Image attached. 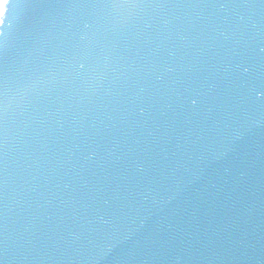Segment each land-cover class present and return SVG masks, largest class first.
I'll return each instance as SVG.
<instances>
[{
    "label": "water",
    "instance_id": "water-1",
    "mask_svg": "<svg viewBox=\"0 0 264 264\" xmlns=\"http://www.w3.org/2000/svg\"><path fill=\"white\" fill-rule=\"evenodd\" d=\"M24 2L0 17V264H264V2Z\"/></svg>",
    "mask_w": 264,
    "mask_h": 264
},
{
    "label": "snow or ice",
    "instance_id": "snow-or-ice-1",
    "mask_svg": "<svg viewBox=\"0 0 264 264\" xmlns=\"http://www.w3.org/2000/svg\"><path fill=\"white\" fill-rule=\"evenodd\" d=\"M262 2H264V0H262ZM10 0H3V3L0 4V9L3 10V16L4 18H7L8 16V6H9ZM22 6L27 8L28 7V3L27 0L26 2L22 3ZM69 6H74V7H107L109 5H107L106 3H102L100 2V0H84L83 3L80 4H73V5H68L66 4L64 7H69ZM250 6V5H249ZM88 25L85 24V27H87ZM80 67H83V64L80 65ZM196 101L193 100L192 104L195 105ZM6 251V245L4 243V241H0V252Z\"/></svg>",
    "mask_w": 264,
    "mask_h": 264
},
{
    "label": "rangeland",
    "instance_id": "rangeland-1",
    "mask_svg": "<svg viewBox=\"0 0 264 264\" xmlns=\"http://www.w3.org/2000/svg\"><path fill=\"white\" fill-rule=\"evenodd\" d=\"M2 0H0V4H1Z\"/></svg>",
    "mask_w": 264,
    "mask_h": 264
}]
</instances>
